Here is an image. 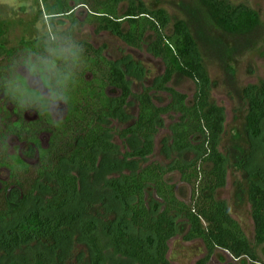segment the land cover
<instances>
[{
    "label": "trees",
    "instance_id": "1",
    "mask_svg": "<svg viewBox=\"0 0 264 264\" xmlns=\"http://www.w3.org/2000/svg\"><path fill=\"white\" fill-rule=\"evenodd\" d=\"M123 2L94 0L81 25H94L97 34L108 32L131 49L147 45L148 54L162 61L164 72L153 87H142L134 95L127 78L144 79L143 67L130 56L109 61L104 47L73 41L78 24L74 9L88 2L56 0L48 14L52 30L55 18H66L71 25L62 35L87 52L76 69L78 84L61 126H53L47 117L34 112L35 121L26 122L20 116L0 132L3 153L4 141L14 137L28 146L26 155L37 160L32 169L18 155H0V166L9 173L7 181H0V264H170L168 245L177 236L184 242L203 244L205 256L195 264H208L216 251L226 252L233 261L262 264L226 202L216 197L226 185V165L231 161L250 182L247 201L254 243L263 245L264 182L260 176L264 172L260 168L250 171L249 162L252 151L264 162V80L237 89L228 68L230 60L248 52L264 36L258 13L243 3L194 0L177 5L184 15L181 20L172 19L166 10L149 9L141 0H128L120 15ZM221 36L231 41L230 47ZM42 46L41 40L21 41L15 49L0 46V55L12 60L20 52ZM204 58L220 64L225 84L233 85L237 100L246 104L245 150L237 143H232L225 156L219 150L225 115L211 99ZM9 67L0 66V80L9 74ZM181 80L194 84L190 102L169 87ZM153 92L166 94L168 104L156 106ZM135 96L133 117L127 109ZM5 100L12 105V114L21 115L14 103ZM167 115L178 116L161 142L160 154L170 157V163L146 164L154 155L162 117ZM133 119L120 135L132 151L118 159L119 148L112 143L108 126ZM41 133L48 135L45 148ZM171 173L179 174L180 182L192 191L190 204L167 182ZM147 191L154 196L149 201ZM242 195L238 189L240 199ZM108 200H113V220L109 228L102 226L104 241L97 217L103 213L97 212L108 210ZM21 252L29 255L18 259Z\"/></svg>",
    "mask_w": 264,
    "mask_h": 264
},
{
    "label": "rangeland",
    "instance_id": "2",
    "mask_svg": "<svg viewBox=\"0 0 264 264\" xmlns=\"http://www.w3.org/2000/svg\"><path fill=\"white\" fill-rule=\"evenodd\" d=\"M88 2L86 6L77 7L74 9V16L77 21V25L74 26L73 41L82 42L85 41L91 44L95 48L104 47L103 55L109 60L119 62L124 58L130 56L132 60L143 67L145 70L144 79L136 80L132 76H128L127 80L130 81L132 93L137 95L141 93L143 88L153 87L154 81L157 77H160L164 72V66L160 59H155L147 52V45H144L141 49L135 50L127 47L123 42L114 37L108 32L97 34L95 32L94 25H81L90 11V5L94 0H85ZM128 0H124L119 5L118 12L123 14L127 7ZM149 9H163L168 12L172 19L183 20L184 15L179 12L177 5L181 2L191 4L194 0H141ZM232 4H246L252 10L258 13L261 26L264 30V0H228ZM8 3L12 5L11 8H6L0 5V46L6 50L18 48L21 41H44L50 36L55 35L57 39L66 40L62 33L66 32L71 23L64 17L55 18L54 25L55 30L51 28L48 14H50L51 8L56 3V0H8ZM73 7V3L70 4ZM171 30H168L167 34ZM219 36V35H218ZM222 40L227 46H231V41L222 37ZM22 52L18 53L12 60L0 55V66L4 68L7 64L11 65L13 60L18 57ZM204 64L207 69L211 90L210 95L212 101L223 110L225 115L224 132L220 140L219 150L225 156L232 143H237L240 150H245L246 141L244 137L243 125L245 123L246 116V104L239 102L236 98V94L233 91V85L237 89H242L248 85L258 84L264 80V36L261 40L257 41L251 49L244 53L239 58L230 60L228 68L233 71V85L225 84L224 71L220 64L214 60L204 58ZM129 70V69H128ZM130 71V70H129ZM131 73V71H130ZM169 87H173L176 91L185 94L188 102L192 100L194 93V84L190 80L177 81L176 85L170 83ZM154 103L158 107H165L169 102V97L164 93H151ZM133 103L131 107L127 109L129 115H136L137 112V100L136 96L131 100ZM12 105L8 104L5 100V96L0 94V132L4 130L5 125L9 122H13L18 117H22L26 122H33L36 120V115L33 111L21 112V115L12 114ZM65 116V113H64ZM178 116L167 115L163 116V127L160 129L159 134L155 141L154 155L148 158L146 164L151 162L161 163L167 166L170 163L171 158L166 155H161V142L165 137L169 136V126L176 122ZM133 120H128L126 124H120L117 121L110 122L109 128L112 129V143L119 148L118 159H122L124 154L131 152V148L127 140L120 137L121 131L124 128L129 127ZM264 126V125H263ZM42 147H46L48 135L41 133L39 135ZM5 153L2 152L3 146L0 145V155L12 156L18 155L22 160L28 164L32 169L36 167L37 160L35 156H27L26 149L28 146L24 143H20L14 137H8L5 141ZM34 155V154H33ZM173 159H178L173 156ZM9 161V160H7ZM252 164V165H251ZM227 180L225 187L218 191L216 197L219 200L225 201L230 213V216L235 220L241 229L243 230L246 238L251 245L255 248L259 261L264 264V244L256 246L254 243V226L251 218L250 206L247 201V190L249 183L243 177V170L232 164L231 161L227 163ZM252 166V167H251ZM259 169L264 172V162L260 158V155L256 151H252V157L249 162V170ZM126 173V171H124ZM263 174V175H262ZM260 179L264 182V173H262ZM9 176L8 170L4 166H0V181H7ZM168 183L175 186L177 194L181 195V200L187 204L191 203V193L189 187L183 185L180 182L179 174L171 173L166 177ZM238 189L242 191L243 195L240 199L238 197ZM153 194L150 191L146 192L147 200L153 199ZM107 206H109L106 212L99 211L97 216L101 218L100 232L103 236L102 226L107 229L112 224L113 212L112 209L113 200H108ZM104 240V236L102 237ZM106 241V240H104ZM106 243V242H105ZM167 259L170 264H195L199 259L205 256V249L200 241L184 242L181 236H177L171 240L168 245ZM28 253L21 252L17 258L21 259ZM4 262V261H3ZM4 264V263H1ZM109 264H115L114 261H109ZM208 264H250L246 259L239 261H233L230 256L223 251H216L211 257Z\"/></svg>",
    "mask_w": 264,
    "mask_h": 264
},
{
    "label": "clouds",
    "instance_id": "3",
    "mask_svg": "<svg viewBox=\"0 0 264 264\" xmlns=\"http://www.w3.org/2000/svg\"><path fill=\"white\" fill-rule=\"evenodd\" d=\"M0 5L11 8L8 0ZM87 50L70 40L50 35L42 49L24 51L0 80V94L14 103L20 112L33 111L47 117L59 127L78 84L76 69Z\"/></svg>",
    "mask_w": 264,
    "mask_h": 264
}]
</instances>
